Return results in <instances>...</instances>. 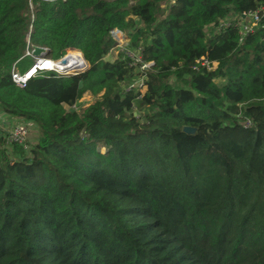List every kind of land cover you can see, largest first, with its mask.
<instances>
[{"label":"trees","instance_id":"1","mask_svg":"<svg viewBox=\"0 0 264 264\" xmlns=\"http://www.w3.org/2000/svg\"><path fill=\"white\" fill-rule=\"evenodd\" d=\"M261 6L0 0V111L38 131L26 152L0 129V264H264V20L218 29ZM114 31L152 63L140 98ZM29 46L88 68L19 89Z\"/></svg>","mask_w":264,"mask_h":264},{"label":"built area","instance_id":"2","mask_svg":"<svg viewBox=\"0 0 264 264\" xmlns=\"http://www.w3.org/2000/svg\"><path fill=\"white\" fill-rule=\"evenodd\" d=\"M261 20H264V6H261L254 11L241 14L239 16H230L229 18L220 22L218 29H228L230 27L237 28L239 43H242L243 39L246 36L253 33L254 29ZM112 37L117 42V45L114 49H117L118 53H122L124 56L129 58L132 62L131 66L135 67V69L137 70L136 76L128 83L122 85L120 92L122 94L134 92L138 94V98H140L146 90V79L142 75V72L148 69L152 65V63L143 62L142 49L140 47L137 49L127 48L122 51V45L118 44L119 37L116 35L115 31L112 32ZM32 47L33 46L27 47L24 56L19 61L14 63L10 72V80L12 84L19 89H24L29 81L43 73H54L60 76H69L83 73L88 68L85 63V66L80 70L67 71L66 69H57V65L59 63H62V60L66 59L65 54L63 58L57 61L51 60L48 57L33 59V63L25 71L21 72L18 69V63L26 57H32ZM196 63L207 68V70H211V65L207 63L204 58H201ZM74 106H72L70 109L74 110ZM134 116L136 115L134 114ZM248 126L249 124L247 123L246 127ZM0 127L6 130L3 134L6 136L7 145L21 146L24 151H29L31 145L28 144H31L29 140L32 133L31 130L35 127L32 123L25 122L22 119H18L15 117H10L0 111Z\"/></svg>","mask_w":264,"mask_h":264},{"label":"rangeland","instance_id":"3","mask_svg":"<svg viewBox=\"0 0 264 264\" xmlns=\"http://www.w3.org/2000/svg\"><path fill=\"white\" fill-rule=\"evenodd\" d=\"M207 32V31H206ZM120 40H119V42H118V44H120V45H122L121 46V49H122V51H124L125 49H127L128 48V43H127V41H126V39H125V37L122 35V37L121 38H119ZM117 43V42H116ZM75 53V52H74ZM81 54V53H80ZM119 54H122V53H118L117 52V49H114V50H112V51H110V53H109V55H108V58H107V61H114V60H116L117 59V57H118V55ZM69 56H71V55H69ZM74 56V55H73ZM72 56V57H73ZM86 66H87V64H86ZM94 101V99L93 98H90V97H88V96H85V97H83L82 99H80L79 101H77L76 102V104H75V106H74V110L77 112V111H79L80 109H83V108H85V107H87V106H89L90 104H92V102ZM133 113L136 115L135 117H137V118H139V117H143V111H141V113H138V111L136 110V112L135 111H133ZM130 114H127L126 116H129ZM1 128V127H0ZM6 129V128H5ZM1 130H2V132L4 133L6 130H4V129H2L1 128ZM37 137V136H36ZM38 138V137H37ZM37 138L35 139V140H33L32 139V142H34L33 144H35L36 142H37ZM31 141V140H30ZM31 142V143H32ZM28 145H31V144H28ZM104 150H101V152H103Z\"/></svg>","mask_w":264,"mask_h":264},{"label":"bare ground","instance_id":"4","mask_svg":"<svg viewBox=\"0 0 264 264\" xmlns=\"http://www.w3.org/2000/svg\"><path fill=\"white\" fill-rule=\"evenodd\" d=\"M116 35L120 38L122 37V34L116 33ZM75 53H78L79 56L72 57V56H68L69 55L68 54L66 56L67 62L65 64L59 63L57 65V69H66L67 71L68 70H80V69H82L85 66L84 59L79 52H75Z\"/></svg>","mask_w":264,"mask_h":264},{"label":"water","instance_id":"5","mask_svg":"<svg viewBox=\"0 0 264 264\" xmlns=\"http://www.w3.org/2000/svg\"><path fill=\"white\" fill-rule=\"evenodd\" d=\"M32 58L33 59H39V58H46L48 56V50L42 47L33 46L32 47ZM83 57V56H82ZM84 59V58H83ZM67 62V59L62 60V64H65ZM85 62V60H84ZM86 63V62H85ZM182 132L186 135H193L195 133V130L189 127H184L182 129Z\"/></svg>","mask_w":264,"mask_h":264},{"label":"crops","instance_id":"6","mask_svg":"<svg viewBox=\"0 0 264 264\" xmlns=\"http://www.w3.org/2000/svg\"><path fill=\"white\" fill-rule=\"evenodd\" d=\"M116 33H119V34H122L124 37H125V35L123 34V33H121V32H118V31H115ZM120 38V37H119ZM31 135H30V139L29 140H31L30 141V143L32 142V139L33 140H35L37 137H38V131H37V129L34 127L32 130H31ZM37 136V137H36ZM34 142H32L31 144H33Z\"/></svg>","mask_w":264,"mask_h":264}]
</instances>
